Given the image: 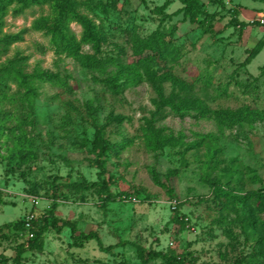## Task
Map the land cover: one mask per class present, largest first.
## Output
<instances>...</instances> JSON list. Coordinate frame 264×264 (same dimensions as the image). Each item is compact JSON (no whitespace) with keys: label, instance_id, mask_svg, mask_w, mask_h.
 <instances>
[{"label":"rangeland","instance_id":"1","mask_svg":"<svg viewBox=\"0 0 264 264\" xmlns=\"http://www.w3.org/2000/svg\"><path fill=\"white\" fill-rule=\"evenodd\" d=\"M76 1L77 10L101 30L96 51L105 61L101 72L81 66L54 44L47 31L56 17L50 5L16 13L13 3L0 21V39L19 37L8 45L0 40V68L29 75L33 89L26 95L9 81L0 97V264H12L16 246L29 238L27 231L4 224L32 211L37 217L32 229L38 228L49 210L60 230L50 218L20 264H142L130 243L182 257L185 264H264V197L232 206L224 195L264 188V45L245 59L248 48L264 44V25L255 23H264V1L220 0L222 8L217 0H202L205 11L214 14L212 33L183 21L178 0H169L162 14L158 7L165 0ZM231 9L248 24L233 25ZM40 18L47 22L35 28ZM68 26L79 39L80 24L73 20ZM133 26L142 36L157 27L166 33L174 29L168 38L180 48V62L172 72L184 85L162 82L165 98H193L211 110L248 106L258 111L256 119L220 124L193 109L176 112L160 102L144 76L140 82L123 76L112 92L105 79L119 65L133 63L123 30ZM81 50L94 51L87 44ZM41 72L51 80L39 78ZM93 124L112 142L130 140L118 154L106 156L101 174L91 148ZM147 124L181 143L146 149L141 129ZM21 135L33 153L25 163L18 152ZM211 182L225 188L220 196ZM34 196L37 203L31 202ZM62 221L74 223L79 232H96L113 248L102 251L94 239L72 246Z\"/></svg>","mask_w":264,"mask_h":264},{"label":"trees","instance_id":"2","mask_svg":"<svg viewBox=\"0 0 264 264\" xmlns=\"http://www.w3.org/2000/svg\"><path fill=\"white\" fill-rule=\"evenodd\" d=\"M178 1L182 4L181 10L183 12V21L188 20L189 22L197 23L199 26L203 27L206 32H213L211 20L213 19L214 14H210L205 11L202 0ZM216 2H219L221 7L224 8V5L222 2H220V0H217ZM13 3L16 4L14 8V12L16 13L22 12L25 7L31 5H50L56 14V17L53 20L52 26L49 27L47 31L51 34L54 44L59 47L60 51L68 53L81 66L99 72L103 70L105 61L96 56V51H98L99 48L101 30H99V28L90 18L77 10L78 2L76 0H0V21L2 20L5 11ZM168 4L169 0H165L163 4L158 7V12L162 14L163 10ZM230 12L233 15L231 18L233 25L243 28L248 24L245 21H240L237 19L236 9H231ZM200 15H203V17L200 18ZM73 20L77 21L81 26V35L79 39L68 26L69 21ZM45 22H47L46 18H40L39 20H36L35 28L44 27ZM255 23L257 25H264V23ZM123 30L129 35L133 63L129 65H119L117 70L105 79V83L109 85V88L112 92H117L120 86L118 80L121 77H132V79L140 82L144 76L154 85L155 88H157L160 96V102L166 106H169L176 112H181L186 109H193L202 116L210 114L212 118L217 120V122L220 124H229L233 121L250 123L256 119L258 111L248 106H243L234 111L225 109L211 110L205 107V105H203L199 100L193 98L183 97L177 101H175L172 97L165 98L162 95L160 88L162 82L170 81L172 85H184V82L172 72L173 65L180 62V48L174 44L171 38H168V35L172 34L174 29H172L169 33H166L157 27L145 36L140 35L135 26L130 27L129 29L125 27ZM18 39L19 37L17 35H4L0 40L4 43V45H8L12 42H16ZM83 44L90 45L91 49L94 50L93 53L83 52L81 50ZM263 45L264 44L262 41H258L254 46L248 48L246 50V61L253 59L262 50ZM169 63L170 67L166 68ZM158 67H163V69H159ZM140 69H142L143 73H141ZM40 74L39 78L43 77V81L51 80L49 75H46L43 72ZM27 77H29V75L27 76L21 74L18 71L12 72L9 67L0 68V97H3L5 95L6 88H9V81L17 82L20 87L25 89V94L30 95V92H32L33 89L27 85ZM141 131V140L145 148L150 151H156L165 146L175 147L181 143L179 139L173 137L172 135L164 134L161 129L155 128L151 124H147L145 127H142ZM18 143L19 157L25 163L30 158H32L33 153L23 135L19 136ZM91 144L92 151L96 154V160L94 164L99 169V174H101L104 173V162L106 156L109 154H118L130 144V140L123 138L120 141L112 142L103 136V130L101 127L93 124V138L91 140ZM194 146L197 145H189L188 148ZM211 185L212 190L215 191V195L217 197L220 196V192H224L225 190L224 187L219 186L215 182H211ZM104 188L107 190V186H104ZM224 195L226 196L227 201L232 203V206H235L236 202L238 201H244L254 197L263 199L264 188L252 193L242 194L240 192H235L230 195L229 192H225ZM126 196L128 195L126 194ZM108 199L113 198L109 197ZM24 216L22 219L13 223L4 224L5 227L13 226L19 229V231L25 232ZM50 218H53L52 223L54 227H56L57 230H60L59 225H57L58 220L53 217L52 210H49L48 213L41 215L38 228H33L30 230L32 232V237L28 238L27 244H19L16 246L15 256L12 264H20L19 261L22 253L29 248H33L37 244L41 234L48 228ZM36 220L37 217L34 214V218L32 220L33 227L35 226ZM262 225L264 229V223ZM61 226H66L70 229L72 246L79 247L83 241L91 239L96 241L98 247L102 251H111L114 246L103 245L98 234L94 231L87 233L77 231L75 224L69 221H62ZM0 233H2V227H0ZM122 244H126V242H123ZM130 244L135 247L137 256L142 264H148L153 259H160L158 264H185L182 257H177L173 254H166L161 251L147 250L144 247L134 243Z\"/></svg>","mask_w":264,"mask_h":264},{"label":"built area","instance_id":"3","mask_svg":"<svg viewBox=\"0 0 264 264\" xmlns=\"http://www.w3.org/2000/svg\"><path fill=\"white\" fill-rule=\"evenodd\" d=\"M31 202L32 203H37L38 202V199L37 197H32L31 198ZM34 218V213L33 212H29L27 213L25 216H24V227H25V230L28 232V236L29 237H32V232L30 231L32 229V220Z\"/></svg>","mask_w":264,"mask_h":264}]
</instances>
